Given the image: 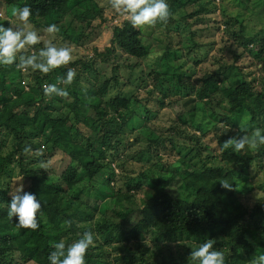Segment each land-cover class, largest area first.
I'll list each match as a JSON object with an SVG mask.
<instances>
[{
  "label": "trees",
  "instance_id": "obj_1",
  "mask_svg": "<svg viewBox=\"0 0 264 264\" xmlns=\"http://www.w3.org/2000/svg\"><path fill=\"white\" fill-rule=\"evenodd\" d=\"M250 1H253V8H259L255 13H261L264 0L241 2L248 4ZM95 2L24 0L22 4L30 6L32 14L29 19L33 23L51 16L52 23H56L60 15L64 18L69 15L66 8L69 5L75 6L72 8L77 12L78 20L84 17L79 11L81 8L102 16ZM167 3L170 12L167 21L158 20L153 24L162 31V37L155 40L161 45L159 52L162 54L160 58L153 59L148 67V75L158 93L156 102L163 105L169 95L180 93L185 108L177 115L180 125L193 128L199 133V138L206 137L211 130L218 155H204L209 149L208 144L203 147L195 139L194 146L187 148L181 145L176 150L181 167L168 171L162 177L160 170L164 166L168 170L167 164L152 162L150 157L158 155L163 141L154 132L141 128L146 146L130 156L148 164V168L159 170L149 169L148 172H140L137 177L125 175L123 186L116 188L115 192L110 186L115 174L105 160L119 152L123 139L126 140L123 136L126 127H132L138 117L132 110L133 106L139 105L146 118V114H150L146 104L136 97L126 98L121 92H109L112 86L107 79L99 86L94 84L84 88L86 85H82L81 73H76L70 85L58 84V87L67 90L64 97H69L68 101L55 94L45 95L43 83H57V78L64 76L76 62L69 64L68 68L62 65L48 73L27 69L30 72L27 77L32 79L29 90L34 91L36 96L27 93L21 86L16 62L0 65V138L10 135L13 139L7 152L1 150L0 140V264H49L47 256L54 242L63 240L66 245L85 231H93L95 242L86 252L85 264H191L189 255L192 248L206 239H213V247L224 252L225 264H251L264 252V200L255 205V212H248L233 195L238 176L248 171L256 160H264V145L255 149L246 146L238 152H234L231 146L225 147L228 139L243 132L264 131V93L256 92L252 82L247 81L233 63H217L215 71L197 79L195 84H181L184 77L190 78L181 64L177 63V73L173 72L168 77L160 72L162 67L173 68V62L180 58L178 55L182 50L179 46L184 34L187 33V38L183 50L188 55L201 47L195 42V33L187 32V20L215 11L211 0H167ZM190 4H195L198 10L176 16ZM220 12L225 16L222 22L225 32L230 33L233 40L264 68V29L256 31L250 28L249 33L246 31L247 26H251L253 11H248L249 16L244 20H240L238 15H226L225 10ZM256 16L260 18L262 15ZM234 26L237 31L233 30ZM62 34L75 38L79 36V27ZM111 43L109 53H115L116 43L124 53L137 60L151 55V42L145 38L142 41L141 31L129 21L112 29ZM38 50L39 47L37 54ZM231 56L234 60L240 57L234 53ZM81 68L92 73L88 64H81ZM92 77L96 83L103 79L95 71ZM112 78L115 85L116 79ZM148 94L153 92L150 90ZM171 103L181 106L179 99L167 101V105ZM86 110L96 115L91 123L86 122L96 134L93 141L87 138L82 146L77 142L84 136L70 121L74 118V124L78 125ZM243 117L247 118L246 127L236 128ZM206 120L213 122L210 130ZM71 128H75L72 135L69 134ZM37 138H40L38 143L24 141ZM137 140L138 136L134 141ZM170 144L171 149H175L173 139ZM152 147L154 152H150ZM26 148L29 151L45 149V157H50L51 165L43 169V160L39 159L34 164H27L25 153L29 151H25ZM64 157L67 164L56 173L54 166ZM19 177L28 185L27 191L35 193L42 205L36 217V229L17 227L16 218L7 214L10 186ZM100 177L101 182H98ZM221 182H227L232 187L224 188ZM143 186L148 187L146 193H143ZM138 192L141 194L138 195ZM261 192L264 194V184ZM118 193L126 195L130 207L125 208L123 203L115 200ZM147 236L152 246L143 243ZM100 239L104 243L96 245ZM178 241L182 242L183 251L176 252L174 246H170ZM111 250L113 261L109 259Z\"/></svg>",
  "mask_w": 264,
  "mask_h": 264
},
{
  "label": "rangeland",
  "instance_id": "obj_2",
  "mask_svg": "<svg viewBox=\"0 0 264 264\" xmlns=\"http://www.w3.org/2000/svg\"><path fill=\"white\" fill-rule=\"evenodd\" d=\"M24 0H0V23L4 25L9 24L8 21H12L14 24H18L19 21L16 18L11 16V9L13 7H21ZM95 4L97 8L102 11V16H97L92 13L90 9L81 8L79 10L83 15L82 20H78L76 18L77 12L72 7V5L67 6V12L69 15L64 18V15H60L56 23H52L53 16L37 19L35 23H33L30 19L29 27L33 28L38 32L41 36V40L36 47L26 46L25 49H22L21 52L25 55L32 54L39 47H44L45 43L48 41H52L58 47H70L72 51V59L67 64H73L76 62L75 66H71L75 73H81L83 76L82 85L84 88L92 87L94 84L99 86L105 79H107L112 86V89H109V92L117 94L121 92L123 96L126 98L133 99L134 97L142 100L144 104H146V108L150 110V114H143L144 110L139 105L133 106L132 110L138 116L132 125V127H126L123 145L119 147V152L115 155V157L108 156L105 160L109 164V168L112 170L114 177L113 181L110 183V186L115 189L123 186V181L125 175L130 177H137L140 172H148L149 169L154 171H158L159 168L151 167L148 168L146 163H140L137 161L135 157H131L130 155H136L141 149H144L146 146V142L144 141L143 134L141 133L144 130H140L141 128H145L151 132H154L158 137L163 141V147L159 148V153L156 156H151L150 159L152 162L160 161L161 164L166 163L168 170L162 168L160 170L163 173L162 177L167 175L168 171H174L177 168L181 167V159L180 155L176 153V150L181 146H194V140L197 139L200 143L203 144V147L208 144L209 149L207 152L203 153L204 155L208 154L210 156H217V145L216 141L213 139V132L210 130V126L212 123H208L210 121L206 120L208 123L209 134L206 137L199 138V133L195 131L193 128L189 126H181L178 114L181 111H184L183 107V98H181V94L178 93L176 95H169L166 99H164L163 105H159L156 102V97L158 93L153 88V81L149 77V65L150 62L155 58L161 57V52L159 49L161 45L158 44L155 40L160 39L162 37V31L159 30L154 25H144L138 27L141 31L142 41L147 39L148 42H151L150 56L144 60H137L128 56V54L124 53L118 45L115 43V53H109L108 50L112 47V29L115 26H121L124 22L129 21L127 15L123 13V11H116L111 7L110 0H95ZM242 0H211V6L215 7V11L213 13L201 16H194L187 20L189 23V27L186 28L187 32L192 31L195 33V42L196 44H200L201 47L194 50V52L190 55L187 54L184 49L185 39L187 38V33L184 34L182 43L179 46L182 51L179 52L178 60L173 62V68H164L160 67L163 74L166 76H170L175 70V65L181 64L183 69L185 70V74L190 75L189 79H185L181 84L189 82V84H195L197 79L202 78L207 73L213 72L217 69L219 62H228L233 63V65L237 66L240 70V73L245 77L247 81L252 82L253 88L256 92L264 93V68L261 67V64L254 59L252 56H249L247 51L244 50L242 46L239 45L238 42H235L231 37L230 33H226L222 22L225 20V16L222 15L220 11L225 10L226 15H238L240 20H244L249 16V12H252L250 23L251 26H247L246 31L249 33L248 29L260 30L264 29V9L261 13H255L258 10V7L253 8L252 2L245 3L241 2ZM76 9H79L76 7ZM249 9V10H248ZM198 10V7L195 4H190L185 8H182V11L179 12L176 16H185L186 14H190L193 11ZM248 10V11H246ZM94 14L93 16H90ZM257 15H262L260 18ZM47 24H56L59 28V32L53 35H50L44 32V27ZM184 25V23H183ZM79 27V36L70 39L69 37H65L62 33H67ZM237 27L234 26L233 30H236ZM176 41V40H175ZM176 45L173 46L175 48ZM232 53L237 56H240L238 59H232ZM97 54H101L97 56ZM107 54H111L110 57ZM114 54L115 57L112 55ZM162 61V60H160ZM81 64H88L90 66L92 73L89 71H85L81 68ZM163 64V62H161ZM20 78L22 80L21 86L24 90L32 95L36 96L34 91L29 90L32 82L29 76L30 72L28 70H21L20 68ZM94 71L97 75L102 76L103 79L99 80V82H94ZM116 71V73H115ZM114 79H116V84L114 85ZM165 76V75H164ZM49 84L47 82L43 83V85ZM168 84V83H167ZM42 85V89H43ZM92 85V86H91ZM58 86V85H57ZM152 91L153 94L149 95L148 92ZM48 96V95H47ZM62 97L63 101H68L69 97ZM17 99V98H15ZM180 100L181 106L167 105V101L175 102V100ZM149 101H152L149 103ZM57 108V106H56ZM184 109V110H183ZM187 109V108H186ZM82 112V111H81ZM84 117L83 120L78 124H74L76 121L74 118L70 121L71 124L77 127V129L82 133L84 139L77 142L78 144H84V140L90 138L91 141L94 140L95 130L92 126L87 125L86 122H92L96 115L93 114L91 110L83 111ZM82 113V114H83ZM69 123V122H68ZM247 118L243 117L236 128L246 127ZM219 127L221 125H218ZM70 130V126L67 125ZM133 128V129H132ZM70 135L75 132V128H71ZM185 133H181V132ZM132 132V133H131ZM138 136V140L134 141V139ZM173 139L176 143L175 149H171L170 140ZM2 140L1 150L3 152H7L10 149V146L13 144L12 137L6 136L5 138H0ZM214 140V141H212ZM24 141H32L33 143L40 142V138ZM188 148V147H187ZM39 149V148H38ZM32 150L25 153V161L27 164L36 163L39 160H43V163L49 167L51 165L50 157H45L46 150L40 148L39 150ZM215 149V152H214ZM154 147L150 149V152H154ZM155 154V153H154ZM127 155V159H126ZM19 156V155H17ZM126 160V161H125ZM67 160L64 157L59 160L54 168L56 169V173H59L64 166H66ZM120 166H123L121 169ZM108 168V172L110 170ZM108 173V174H109ZM122 176V177H121ZM106 177V176H105ZM98 182H101L98 179ZM264 184V160H256L250 166L248 171H245L243 174L239 175L235 180V187L233 191V195L235 200L241 204V206L245 209L252 212H255V205L258 203H262L264 200V194L261 192V186ZM22 185L23 191H27L28 185L25 181H22L19 178L15 179L10 186V192L14 191L16 187ZM144 191L146 193L148 191L147 186H143ZM143 193L141 197H143ZM141 194L140 192L137 193ZM115 200L123 203L124 207H130V203L126 195L122 193H118L115 195ZM110 215V213H107ZM98 217V215L96 216ZM93 233V231H91ZM65 239V238H64ZM74 240H70L66 243V246L73 242ZM104 242L102 239L96 241V245H102ZM148 246H152V241L147 236L143 242ZM95 245V242L92 246ZM194 245V244H192ZM171 247L174 246L176 252L183 251L184 247L182 246V242L178 241L177 243H172ZM110 260L113 261V252L111 250Z\"/></svg>",
  "mask_w": 264,
  "mask_h": 264
},
{
  "label": "clouds",
  "instance_id": "obj_3",
  "mask_svg": "<svg viewBox=\"0 0 264 264\" xmlns=\"http://www.w3.org/2000/svg\"><path fill=\"white\" fill-rule=\"evenodd\" d=\"M111 7L116 11H123L127 15L133 27L153 25L158 20L167 21L170 12L167 0H110ZM31 8L28 4L21 7H13L11 16L19 21L14 24L8 21V26L0 23V65H12L16 62V67L21 70H39L48 73L51 70L66 65L72 59L70 47H58L52 41L45 43L44 47L37 52L25 55L21 52L26 46L36 45L40 42L41 36L36 30L29 27ZM44 32L53 35L59 32L56 24H47ZM76 73L72 68H68L64 76L57 78L55 84L43 85L45 95L66 96L67 90L58 87V84L70 85ZM264 145V131L255 129L251 133L243 132L238 137L230 138L225 142V147L231 146L234 152L244 149H255ZM25 151H29L28 148ZM47 165L41 163V168L46 169ZM222 187L231 188L227 182H221ZM41 202L35 193L23 191L20 185L10 192L7 214L15 217L17 227L36 229L38 227L37 214L41 210ZM214 240L206 239L190 252L191 264H225V255L222 250L214 248ZM94 244V234L85 231L82 235L67 246L63 240L54 242L52 250L47 256L49 264H85L86 252ZM251 264H264V252L255 257Z\"/></svg>",
  "mask_w": 264,
  "mask_h": 264
}]
</instances>
